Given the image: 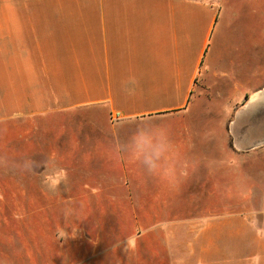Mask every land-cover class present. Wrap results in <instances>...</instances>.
Instances as JSON below:
<instances>
[{
    "label": "crops",
    "instance_id": "crops-1",
    "mask_svg": "<svg viewBox=\"0 0 264 264\" xmlns=\"http://www.w3.org/2000/svg\"><path fill=\"white\" fill-rule=\"evenodd\" d=\"M206 109L232 111L219 119L233 137L229 199L243 182L252 204V160L264 155L255 149L264 144V0H0V122L56 125L59 142L73 143L52 155L65 165L57 182L82 198L219 205L222 133L206 130ZM144 123L169 130L186 176L149 187L146 170L115 151ZM260 200L259 217L228 230L229 261L205 264H264ZM199 234L219 238V224Z\"/></svg>",
    "mask_w": 264,
    "mask_h": 264
},
{
    "label": "rangeland",
    "instance_id": "rangeland-1",
    "mask_svg": "<svg viewBox=\"0 0 264 264\" xmlns=\"http://www.w3.org/2000/svg\"><path fill=\"white\" fill-rule=\"evenodd\" d=\"M231 113L222 111L218 118V111L206 109L198 114L210 121L204 126L207 131L220 129L222 133L219 139L214 137L215 149L219 143L221 150L219 205H129L122 204L126 200L121 198H82L72 183L57 182L65 165L62 158L52 155L59 147L63 150L73 143L59 142L62 137H56V125L40 119L18 126H12V120L0 122V264L229 261L228 230L236 225L245 229L247 215L259 217L262 207L258 204L264 197V155L258 153L252 160V204L245 205L243 182L236 203L229 199L231 159L227 156L234 150L233 137L223 135L227 126H219V119L222 122ZM62 118L50 120L56 123ZM206 147L210 149V145ZM255 149L264 150V144ZM240 160V175L244 177V158ZM141 181L149 187L173 183L148 174L141 175ZM110 194L120 196L117 191ZM214 222L219 224V238L199 234L212 228ZM243 241L237 244L236 250L241 252L238 260L244 257ZM213 244L216 247L211 248Z\"/></svg>",
    "mask_w": 264,
    "mask_h": 264
},
{
    "label": "clouds",
    "instance_id": "clouds-1",
    "mask_svg": "<svg viewBox=\"0 0 264 264\" xmlns=\"http://www.w3.org/2000/svg\"><path fill=\"white\" fill-rule=\"evenodd\" d=\"M123 158L141 165L149 175L168 182H176L183 171V159L170 138L169 130L162 125L144 123L126 139L115 145Z\"/></svg>",
    "mask_w": 264,
    "mask_h": 264
}]
</instances>
